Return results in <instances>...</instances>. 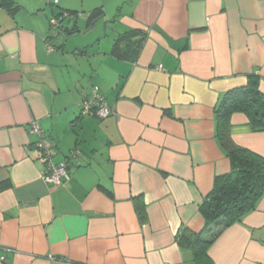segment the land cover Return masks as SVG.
I'll use <instances>...</instances> for the list:
<instances>
[{"label": "crops", "instance_id": "1", "mask_svg": "<svg viewBox=\"0 0 264 264\" xmlns=\"http://www.w3.org/2000/svg\"><path fill=\"white\" fill-rule=\"evenodd\" d=\"M54 1L0 6V264H195L177 235L204 230L200 206L231 171L219 103L251 75L264 94V0ZM61 12L74 16L54 29ZM94 88L105 119L82 113ZM33 123L66 185L43 180ZM231 137L264 157L245 114ZM209 256L264 264V197Z\"/></svg>", "mask_w": 264, "mask_h": 264}, {"label": "trees", "instance_id": "2", "mask_svg": "<svg viewBox=\"0 0 264 264\" xmlns=\"http://www.w3.org/2000/svg\"><path fill=\"white\" fill-rule=\"evenodd\" d=\"M13 5L14 0H0V6L10 11ZM66 13L68 18L74 16ZM259 87L260 77L251 75L246 87L226 93L215 110L217 139L231 162V171L216 177L213 190L200 206L204 230L193 233L183 228L177 235L179 245L193 253L195 264H214L209 256L211 246L226 229L255 211L264 197V157L236 145L231 137L235 113L245 114L253 131L264 132V94Z\"/></svg>", "mask_w": 264, "mask_h": 264}, {"label": "built area", "instance_id": "3", "mask_svg": "<svg viewBox=\"0 0 264 264\" xmlns=\"http://www.w3.org/2000/svg\"><path fill=\"white\" fill-rule=\"evenodd\" d=\"M59 0H55L57 5ZM68 19L66 12L59 16L50 18V25L54 29L61 27L64 20ZM82 113L84 115H96L99 118L105 119L113 114V109L108 105L105 98L100 94L98 88H94L92 95L82 103ZM32 132L37 134L39 139L37 148L41 153L42 160L45 163V171L43 180L55 187L66 185L71 178L69 173V165L67 161L56 162L55 156L57 155V147L53 140H51L46 133L36 124L31 126ZM79 151L72 152V157H78Z\"/></svg>", "mask_w": 264, "mask_h": 264}, {"label": "water", "instance_id": "4", "mask_svg": "<svg viewBox=\"0 0 264 264\" xmlns=\"http://www.w3.org/2000/svg\"><path fill=\"white\" fill-rule=\"evenodd\" d=\"M97 21H98V20H95V21L92 22V24H91L90 27H89V30L92 29V28L95 26V24L97 23ZM77 33H81V31L78 30ZM84 33H85V32H84ZM70 34H72V33H70Z\"/></svg>", "mask_w": 264, "mask_h": 264}, {"label": "rangeland", "instance_id": "5", "mask_svg": "<svg viewBox=\"0 0 264 264\" xmlns=\"http://www.w3.org/2000/svg\"><path fill=\"white\" fill-rule=\"evenodd\" d=\"M93 31H94V29H93ZM76 37H79V36L73 35L71 38L75 39ZM70 46H71V44H70Z\"/></svg>", "mask_w": 264, "mask_h": 264}]
</instances>
